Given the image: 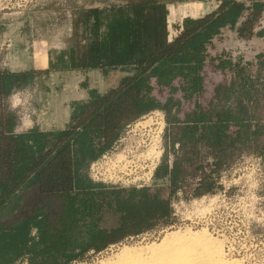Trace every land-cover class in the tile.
<instances>
[{
	"label": "trees",
	"instance_id": "trees-1",
	"mask_svg": "<svg viewBox=\"0 0 264 264\" xmlns=\"http://www.w3.org/2000/svg\"><path fill=\"white\" fill-rule=\"evenodd\" d=\"M175 1L124 0L73 18L68 51L56 56L53 67L113 73L118 80L102 91L88 89L86 101L71 102L61 129L16 132L7 98L47 72H0V264H72L135 225V187L93 182L84 171L150 111L165 116L171 155L167 175L151 186L169 188L171 200L179 193L185 198L216 193L227 155L242 150L248 133L254 140L264 134V122L247 114L254 103L251 91L264 92V55L252 63L238 49L214 51L225 31L234 32L246 3L217 0L214 11L184 17L171 33L167 5ZM249 7L257 11L255 3ZM206 60L226 75V83L215 88L216 100L207 109L195 102L183 112L182 102L201 96ZM154 91L168 98L162 103ZM193 163L197 177L190 184L185 168ZM110 212L119 223L108 230L101 224Z\"/></svg>",
	"mask_w": 264,
	"mask_h": 264
},
{
	"label": "rangeland",
	"instance_id": "rangeland-1",
	"mask_svg": "<svg viewBox=\"0 0 264 264\" xmlns=\"http://www.w3.org/2000/svg\"><path fill=\"white\" fill-rule=\"evenodd\" d=\"M123 1L0 0V72H47L7 98L6 106L17 119L16 132L36 126L63 128L71 102L86 101L88 89L102 91L118 80L113 73L105 77L96 71H64L53 65L57 55L67 53L73 18L80 11L104 9ZM197 1H204L209 11L217 6V0H177L168 5L181 7ZM184 7L180 11L174 8L171 33L182 22L178 16H183ZM260 26L253 25L254 33ZM263 93L251 91L250 95L264 122ZM174 98L182 99L178 94ZM161 113L153 110L128 125L111 150L84 171L93 182L134 186L137 220L116 241L72 264H264V134L227 155L218 172L221 189L216 193L195 198L179 193L171 200L169 188L151 186L154 178L167 175L171 161ZM196 165L185 168L190 184L196 181L192 171ZM27 197L29 202L34 199ZM118 217L106 214L101 227L116 228Z\"/></svg>",
	"mask_w": 264,
	"mask_h": 264
},
{
	"label": "built area",
	"instance_id": "built-area-1",
	"mask_svg": "<svg viewBox=\"0 0 264 264\" xmlns=\"http://www.w3.org/2000/svg\"><path fill=\"white\" fill-rule=\"evenodd\" d=\"M245 5L247 8L242 13V15H241L242 17L239 20V23H238L236 30L238 31L237 35H240L239 33H241V35L244 36V39L246 37L249 39L248 44L245 41L243 44H241V46L244 49L243 55H244L245 59L248 61H251V62H255L256 57H257L256 44L260 45V43H261V45H262L264 43V21H262V20H264V18L262 16L264 14V9L261 10L260 12H258V11L251 9L249 7V3H246ZM255 23H261V26L259 27L260 30L257 33H254L257 31V29H253V25ZM260 33L262 34L261 38L258 35ZM252 36H254V37L252 38ZM258 39L260 41L257 42ZM254 43H255V45H253ZM262 50L264 51L263 46L260 48L259 53H262L263 52ZM200 76L202 78L201 96H199V98L195 97L190 102H186V105H184V102H182V111L183 112L192 110L195 102H197L202 108H204V110L207 109L208 106L211 105L212 103H214L216 100L215 88L218 86H224V84L226 83V75L221 70L215 68L208 60H206L204 62ZM153 95L156 96V98L162 103H164L163 101H166V98L168 97L167 94H165V93L158 94L156 91L153 92ZM178 96H180V95L178 94ZM184 106H185V111H184ZM154 111H156L157 113H159V112L161 113V111H159V110H154ZM164 121H165V118H164ZM163 125H164V123H163ZM164 130H165V134H167L168 125L166 124V122L164 125ZM233 130L234 129H231V131H233ZM168 143H169V137H168ZM176 148H177V146H175V149ZM252 156H254V155H252ZM257 156H255V157H257ZM257 158L260 159L262 157L259 156ZM98 183H100V182H98ZM103 184H105V183H103ZM15 264H27V262L23 260V261L15 263Z\"/></svg>",
	"mask_w": 264,
	"mask_h": 264
},
{
	"label": "crops",
	"instance_id": "crops-1",
	"mask_svg": "<svg viewBox=\"0 0 264 264\" xmlns=\"http://www.w3.org/2000/svg\"><path fill=\"white\" fill-rule=\"evenodd\" d=\"M238 1L241 2V3L244 2V4L245 3H255L257 5V11L258 12H260L261 10L264 9V0H238ZM176 5H178V4H176ZM183 6H185L182 9V11L184 10L183 16H181V13H179V16H178V18H180L181 21H183L184 17H187V16L199 17V16H203V14L211 12V11H209L208 7H206V4H205L204 1L203 2L202 1H197L196 3H190L188 6L183 4ZM183 6L176 7L175 5H172V6L169 7V5H167L168 25L173 22L172 20H174V18H173L174 14H175L174 8H176L177 11L178 10L180 11V9ZM185 13H189V15H186ZM237 26H238V24L236 25V28H237ZM236 28H235L233 33L230 32V31H225L226 35H225L224 40L222 42H219V43L216 44V47H215L214 51L222 50L223 48H226V49L230 48V49H238V50H240L239 52L242 55L244 54V49L241 46V44L244 43V41H243L244 40V36H242L241 33H239L240 35H237ZM227 33H229V34L227 35ZM258 35H259L260 38L262 37L261 33L258 34ZM258 41H260V40L258 39L257 42ZM245 42L248 44L249 43V39L247 38V40ZM262 46H263V49H264V43H263ZM256 52H257V57H256V61H257L258 56L264 55V51L262 53H259L260 51L258 50V45L256 44ZM255 62H252V63H255ZM259 72L261 74V70H259ZM244 103H247V102H244ZM250 103H252V102H250ZM257 105L258 104L256 102H254L252 105L248 106L247 107L248 108V113L247 114L249 116L250 115L253 116L254 120L261 122L262 118L260 117L259 113H257L258 111H256V109H258ZM248 134H249L248 142H252L254 140V138H253L251 133H248Z\"/></svg>",
	"mask_w": 264,
	"mask_h": 264
},
{
	"label": "bare ground",
	"instance_id": "bare-ground-1",
	"mask_svg": "<svg viewBox=\"0 0 264 264\" xmlns=\"http://www.w3.org/2000/svg\"><path fill=\"white\" fill-rule=\"evenodd\" d=\"M124 256H126V257H127V255H124Z\"/></svg>",
	"mask_w": 264,
	"mask_h": 264
}]
</instances>
